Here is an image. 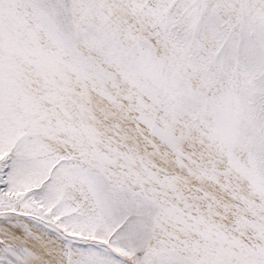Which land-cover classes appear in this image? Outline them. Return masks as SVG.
<instances>
[{
	"label": "snow or ice",
	"instance_id": "6c2138e0",
	"mask_svg": "<svg viewBox=\"0 0 264 264\" xmlns=\"http://www.w3.org/2000/svg\"><path fill=\"white\" fill-rule=\"evenodd\" d=\"M0 264H264V0H0Z\"/></svg>",
	"mask_w": 264,
	"mask_h": 264
}]
</instances>
